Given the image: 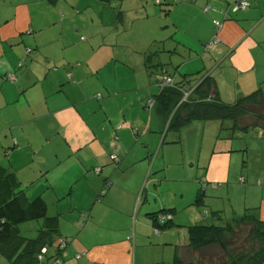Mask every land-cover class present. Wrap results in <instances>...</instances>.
Returning a JSON list of instances; mask_svg holds the SVG:
<instances>
[{
	"label": "crops",
	"instance_id": "0c3cea01",
	"mask_svg": "<svg viewBox=\"0 0 264 264\" xmlns=\"http://www.w3.org/2000/svg\"><path fill=\"white\" fill-rule=\"evenodd\" d=\"M216 1L219 8L207 5L205 11L214 9L217 14L213 20L223 19L218 37L228 45L225 51L235 47L234 54L242 49L238 58H246L248 49L263 44L264 0H249L250 7L230 13L227 18L224 10L236 0ZM101 2L0 0V162L17 174L30 198L42 195L48 203V214L58 220L68 215L58 192L69 189L68 210L79 213L65 219L70 220L69 227L59 221L60 235L70 238L64 264H174L177 249L188 260V227L198 223V215L188 216L170 207L174 208L173 225L160 233L154 231L150 213L163 208L154 206L155 191L149 182L167 180L170 161L163 155L158 159L160 152L150 162V169L148 161L158 140L162 144L169 130H163L165 118L156 111V103V114L145 117H137V98L112 105L114 97L136 91L142 83L135 74V80L129 81L118 71L130 66V56L120 50L117 36L101 19ZM213 20L208 36L215 31ZM257 30L261 39L255 36ZM82 32L89 38L83 40ZM248 40L251 48L250 44L244 47ZM9 73L15 75L14 80L8 77ZM131 110L134 116L130 118ZM125 122L130 127L123 128ZM251 129L255 134L242 142L245 145L240 150L255 152L256 161L250 160L243 170L241 177L245 182L239 184L240 198L235 203L230 199L229 205L221 203L210 208L217 209L212 213L219 212L213 213L215 219L227 222L223 213L235 218L248 208H256L264 220V130L249 128L247 134ZM113 133L118 138L111 139ZM145 134L156 139L152 143L143 140L141 152H137V136ZM234 147L232 141L230 150ZM111 152L121 158L117 169L111 164ZM230 161L231 155L218 156L214 171L206 170L204 177L225 179ZM62 163L66 165L62 170L64 180L58 181L55 172ZM95 165L104 166L101 175L92 171ZM85 178V189L69 186ZM104 178H110L112 185L99 201L96 194L103 187ZM217 192L222 194L221 189ZM223 198L219 195V199ZM54 203L58 210L49 213ZM82 211H89L90 217L78 230ZM205 212L209 213L207 209Z\"/></svg>",
	"mask_w": 264,
	"mask_h": 264
},
{
	"label": "rangeland",
	"instance_id": "374dc122",
	"mask_svg": "<svg viewBox=\"0 0 264 264\" xmlns=\"http://www.w3.org/2000/svg\"><path fill=\"white\" fill-rule=\"evenodd\" d=\"M162 1L161 6L156 3V0H111L110 3L102 0L101 2L103 7L100 9L104 10L101 19H103L105 26L110 31L112 30L114 36H117V41L121 45L120 50L130 56V66L127 65L126 68L120 67L122 70L118 71H120L121 76L129 81L135 80L136 76L142 83L136 91L121 93L114 97L112 105L115 106L122 100L130 102L137 98V117L149 116L152 112L156 114L154 111L155 103L152 110L146 105L148 99L153 98V95L160 90L158 74L151 75L147 67H145L144 62L147 51L153 53L154 65L152 69L154 72L159 70L156 69L157 67L163 66L170 73L175 74L178 80L184 74L200 77L203 74L210 73L216 78L221 97L225 102L232 103L238 97L252 93L256 89H261L264 94V33H262L263 44L260 47L258 45L252 47L248 40L244 43L245 45L243 44L244 47L248 44H250V48L252 47L247 51L248 56L246 58H238L237 53L240 54L242 49L233 54L235 47H231L226 52L228 45L221 37L220 40L215 39L212 41L214 30L211 36L207 34L208 30H210L209 23L212 22L214 15L217 13L214 9L207 12L205 8L207 5L219 8L218 1ZM221 20L223 19L221 18ZM95 26L97 27L98 23ZM117 30L120 31L118 35L113 32ZM261 32H264V30H261ZM217 34L219 35V32ZM80 35H83V40L89 38L87 33L82 32ZM255 36H259L258 30ZM259 37L261 39V36ZM120 62L124 64L123 61ZM258 78L260 79L259 82ZM236 87H238L237 91ZM244 89H247V92H244ZM95 100L99 102L97 98ZM111 115L113 116L112 113ZM133 116L134 110H131L128 113V117L131 118ZM127 122L123 124V128L125 126L130 127ZM222 123L223 121L220 120H195L180 130H169L162 144H160L158 137L156 149L151 154L150 161H148L149 169L152 167L151 163L155 161L159 152L158 159L162 155L165 156L170 161V167L167 170L169 175L167 180L154 182L151 179L149 182V184L152 183L150 187L155 191L152 198L155 207H175L178 211H184L183 214L188 216L196 213L198 215L197 219H199L198 222L207 224L219 220L213 218L214 212L212 213V211L217 209L210 210L211 207H217L221 203L229 205L230 199L235 203L240 198L242 191L239 188V184H243L242 180L244 177H241L244 176L243 170L248 168L250 160L255 162L257 158L255 152L249 154V152H243L240 148L245 145L242 142L247 137L254 135L255 132L254 129H251L249 134H247V130L242 129L233 131L231 128L233 125L232 121V125H230V122H225L224 127ZM258 129L262 130L263 128ZM116 134L113 133L111 139ZM147 135L145 134V137L141 136V138L137 136V152L138 150L141 152L143 140L152 143L156 139L155 136L147 137ZM162 135L163 133L159 136L162 137ZM226 135H232L233 138ZM232 141L235 147L230 150ZM223 149L224 151H222ZM215 151L227 153L218 154ZM224 154L226 156L231 155L227 177L223 180H211L208 176L204 177L206 170L210 173L214 171L215 159ZM61 167L63 169L59 168L55 172V178L58 181L64 180L62 170H65L66 165L62 163ZM69 169L74 170L73 166H69ZM87 182L85 178L75 184L71 183L69 186L76 185L77 189H85ZM203 182L205 183L203 184ZM155 184H157L156 187ZM213 184H217V186ZM199 189L205 192L203 191L202 202L196 204ZM218 189H221L222 194L217 192ZM66 190L58 192V195L61 196L60 202L64 213L68 215L79 213L78 210H68L70 209L71 200L69 189ZM108 190L109 188L106 187L99 190L98 193H102V191L108 193ZM98 193L96 194L97 196ZM219 195H223L224 198L222 200L219 199ZM206 209L209 213L205 212ZM57 210L58 205L56 203L51 204L49 213ZM81 213L82 215L84 214L83 211ZM68 215H62L63 220H59L63 227L66 224H68V227L70 226L68 223L70 220H65ZM223 215L229 221L233 219V216H229L228 213H223ZM89 217L90 214L85 217L83 223L82 221L77 223L78 230L85 225ZM220 222H226V220H220ZM42 223L43 219L27 220L19 225V229L27 237H37V230L40 229ZM17 254L18 252L13 258H10L9 254L0 249V264H16L14 260ZM190 259H194V261L196 259V254L192 251Z\"/></svg>",
	"mask_w": 264,
	"mask_h": 264
},
{
	"label": "trees",
	"instance_id": "16d2710c",
	"mask_svg": "<svg viewBox=\"0 0 264 264\" xmlns=\"http://www.w3.org/2000/svg\"><path fill=\"white\" fill-rule=\"evenodd\" d=\"M160 1L156 3L161 6L163 1ZM105 2L110 3L111 0ZM230 6L224 10L226 18L230 13L243 11H233ZM214 28L212 41L219 30L215 24ZM152 54L146 52L145 65L151 75L158 74L160 90L153 98L148 99L146 105L149 107V102L154 100L156 111L165 118L164 132L180 130L195 120H220L223 121V127L225 122L232 121L233 131L249 128L264 130V94L261 89L228 103L222 99L216 78L210 73L200 77L184 74L178 80L175 74L163 66L157 67L159 70L154 72ZM162 75L172 79L169 85L164 84ZM114 154L117 155L116 152H111L109 156L111 164L117 169L121 158L119 155L114 158ZM103 170L104 166L101 165L92 167V171L98 175H101ZM242 181L244 183L245 179ZM22 185L17 174L0 162V249L9 254L10 258L18 252L14 260L16 264H64V253L70 239L63 235L60 237L59 220L48 214L45 198L42 195L30 198ZM111 185L112 180L104 178L101 189L110 188ZM203 191L199 189L196 204L202 202L205 192ZM106 194L105 191L98 193L97 200H103ZM218 213L214 212L216 215ZM86 214L89 212H84L81 216L82 223ZM162 214H171V218L162 221ZM150 215L156 233L174 223V208H163ZM41 219L43 223L37 230V237H27L19 229V225L27 220ZM188 235V246L190 251L196 254V259H184L177 249L174 264H264V220L256 208H248L243 215L225 223L217 220L207 224L194 223L188 227ZM76 257L79 258L80 255L77 254Z\"/></svg>",
	"mask_w": 264,
	"mask_h": 264
},
{
	"label": "built area",
	"instance_id": "2783aa9c",
	"mask_svg": "<svg viewBox=\"0 0 264 264\" xmlns=\"http://www.w3.org/2000/svg\"><path fill=\"white\" fill-rule=\"evenodd\" d=\"M158 3H160L161 1L160 0H156ZM231 6V8H232V10L233 11H240V10H246L249 6H250V1L249 0H236V1H234L232 4H230ZM214 24H215V26H217L218 27V29H220L222 26H223V22H220L219 20H214ZM215 39H217V40H220L219 39V37H218V34H216V38ZM214 39V40H215ZM208 45H210L209 43H207ZM28 51H32V49H28ZM24 60H25V57H23L22 59H21V61H20V63H19V65L20 66H22L23 65V63H24ZM8 77L11 79V80H14L15 79V75L14 74H12V73H9V75H8ZM68 77H69V79H73V76H72V74L71 73H68ZM161 78H162V80H163V82H164V84H166V85H169L170 83H171V78L169 77V76H164V75H162L161 76ZM153 104H154V100H151L150 102H149V104H148V106H149V108L151 109L152 108V106H153ZM114 138H118L116 135L114 136ZM113 157L114 158H117V155H113ZM99 167L97 168V171H99ZM244 180V179H243ZM214 186H217V184H213ZM85 216H87V214L85 215ZM160 218H161V220L162 221H164V219H170L171 218V214H166V215H160Z\"/></svg>",
	"mask_w": 264,
	"mask_h": 264
}]
</instances>
